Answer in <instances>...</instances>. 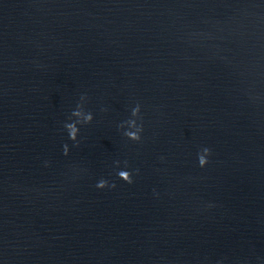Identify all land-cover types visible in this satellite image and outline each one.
I'll return each mask as SVG.
<instances>
[{
  "label": "water",
  "instance_id": "obj_1",
  "mask_svg": "<svg viewBox=\"0 0 264 264\" xmlns=\"http://www.w3.org/2000/svg\"><path fill=\"white\" fill-rule=\"evenodd\" d=\"M217 261L264 264V0H0V264Z\"/></svg>",
  "mask_w": 264,
  "mask_h": 264
},
{
  "label": "clouds",
  "instance_id": "obj_2",
  "mask_svg": "<svg viewBox=\"0 0 264 264\" xmlns=\"http://www.w3.org/2000/svg\"><path fill=\"white\" fill-rule=\"evenodd\" d=\"M86 97L85 95L80 96V101H85ZM83 108V104L77 103L76 108L72 110L71 117H79L81 115V109ZM103 110V109H102ZM140 113V104L137 103L134 107L131 109V117L126 121L121 122L120 125H118L119 128H124L125 125H127V128H125L123 135L126 136L128 139L132 141H139L141 139L140 133L142 132V124H137L136 119L139 116ZM93 119L92 113L90 111L84 113L83 120L75 119L71 122H65L64 128L66 129L68 133L69 139L72 141L78 143L77 141V134H78V124H87L90 123ZM63 153L67 155L68 153V146L65 144L63 146ZM210 154V149L207 147H204L201 149L200 152L197 153L198 158V164L200 167L205 166L208 163L207 157ZM115 163L119 164V161H116ZM127 162H125L126 164ZM117 175L120 179L124 180L127 183H132V176L128 170H119L117 172ZM97 188H104V187H115V184H109V182L103 178H101L97 184ZM217 264H220L219 261H217Z\"/></svg>",
  "mask_w": 264,
  "mask_h": 264
}]
</instances>
